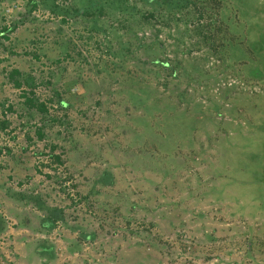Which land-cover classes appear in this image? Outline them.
I'll return each instance as SVG.
<instances>
[{"label": "rangeland", "instance_id": "374dc122", "mask_svg": "<svg viewBox=\"0 0 264 264\" xmlns=\"http://www.w3.org/2000/svg\"><path fill=\"white\" fill-rule=\"evenodd\" d=\"M0 264H264V0H0Z\"/></svg>", "mask_w": 264, "mask_h": 264}, {"label": "trees", "instance_id": "16d2710c", "mask_svg": "<svg viewBox=\"0 0 264 264\" xmlns=\"http://www.w3.org/2000/svg\"><path fill=\"white\" fill-rule=\"evenodd\" d=\"M18 71H12L11 72V75H10V78L12 80H15V76L17 75L18 76ZM19 83H16V87H18ZM25 104L26 106H28L29 108H32V109H35L41 113H44L46 112V108H45V105L43 103H37L34 101V99L30 98V97H25ZM53 150V148H52ZM55 158L57 161H60L59 157L57 155H55Z\"/></svg>", "mask_w": 264, "mask_h": 264}]
</instances>
